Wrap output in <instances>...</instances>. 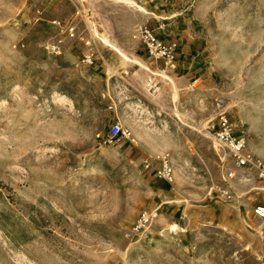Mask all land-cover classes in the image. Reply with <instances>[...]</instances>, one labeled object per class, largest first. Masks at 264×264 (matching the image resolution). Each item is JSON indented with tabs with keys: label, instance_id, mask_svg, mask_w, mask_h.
I'll return each instance as SVG.
<instances>
[{
	"label": "rangeland",
	"instance_id": "1",
	"mask_svg": "<svg viewBox=\"0 0 264 264\" xmlns=\"http://www.w3.org/2000/svg\"><path fill=\"white\" fill-rule=\"evenodd\" d=\"M133 1L147 12L0 0V264H264V190L219 197L234 165L205 131L223 97L264 159V0ZM141 25L178 52L157 102L134 77L156 66ZM116 122L135 142L110 139ZM164 154L173 181L144 166Z\"/></svg>",
	"mask_w": 264,
	"mask_h": 264
},
{
	"label": "built area",
	"instance_id": "2",
	"mask_svg": "<svg viewBox=\"0 0 264 264\" xmlns=\"http://www.w3.org/2000/svg\"><path fill=\"white\" fill-rule=\"evenodd\" d=\"M133 38L144 45L149 58L157 66L155 70H151L150 75L145 80L148 90L153 94H157L163 85V77H167L169 72L176 66L178 57L176 45L162 39L153 28L147 25L136 28ZM85 61L92 64L93 53L86 55ZM205 131L214 137L220 146L227 151L234 165V169H230L223 177L224 187L216 190L218 196L226 198L233 195V193L236 194L232 182L237 179L238 171L241 169L245 172L244 177L241 179L242 182L246 181V176L252 175L254 181L259 183V189L264 190V159L251 152L248 148L246 136L236 131V125L227 110L226 101L223 97L218 98L216 101L214 115L207 120ZM109 137L111 140L123 139L135 142L132 131L120 122H116L111 126ZM155 162L158 163L155 165ZM144 166L146 169L152 170L154 175L161 179L167 181H173L174 179V165L169 155L157 156L155 159H145ZM213 192L211 191V193ZM253 214L258 219L264 220V205H256L253 208ZM157 217L158 211L156 209L144 212L139 218L138 227L151 223Z\"/></svg>",
	"mask_w": 264,
	"mask_h": 264
},
{
	"label": "bare ground",
	"instance_id": "3",
	"mask_svg": "<svg viewBox=\"0 0 264 264\" xmlns=\"http://www.w3.org/2000/svg\"><path fill=\"white\" fill-rule=\"evenodd\" d=\"M126 3H129V4H133L136 8H140L142 11H145V12H147V10L144 8V7H142L141 5H139V4H137L136 2H134L133 0H124ZM110 46H112V47H114V45L113 44H111L110 43ZM115 49L120 53V55H121V57H122V59L124 60V62L125 63H127L129 60H130V57L125 53V52H123L121 49H119V48H117L116 47V45H115ZM133 61V60H132ZM143 66V65H142ZM134 77H136L137 79H141L142 78V74H139L138 72H136L135 74H134ZM169 79V78H168ZM168 82V81H167ZM140 86L146 91V93L148 94V95H150L151 96V98H152V100H155L156 102L159 100V98H160V96H159V94L158 95H154L153 93H151L148 89H146V87H145V83L144 82H142V83H140ZM150 92H148V91ZM199 93V92H198ZM200 94V93H199ZM198 94V95H199ZM133 133L135 134V135H137L138 137H140V138H142V137H144L143 135H141L140 133H138V132H136L135 130H133ZM208 133V132H207ZM209 134V133H208ZM208 134H207V136H208ZM210 135V134H209ZM211 136V135H210ZM160 150V149H159ZM162 151V150H161ZM161 151H159V152H161ZM156 152V151H155ZM162 153V152H161ZM247 177V176H246ZM246 180H248V177H247V179Z\"/></svg>",
	"mask_w": 264,
	"mask_h": 264
},
{
	"label": "crops",
	"instance_id": "4",
	"mask_svg": "<svg viewBox=\"0 0 264 264\" xmlns=\"http://www.w3.org/2000/svg\"><path fill=\"white\" fill-rule=\"evenodd\" d=\"M129 55V54H128ZM129 56H131V55H129ZM132 58H134V59H136V60H138V61H140L136 56H131ZM149 57V56H148ZM150 59V58H149ZM141 62V61H140ZM143 63V62H142ZM144 64V63H143ZM145 65V64H144ZM157 66H155V68H156ZM145 68H142V67H140L138 70H136V71H138V73L139 74H142V78L141 79H137L138 80V84H139V86H140V83H142V82H144L145 83V75H146V73H145ZM148 76V75H147ZM163 84H164V80H163ZM184 83H182V85H183ZM184 86H187L186 84H184ZM141 87V86H140ZM145 87H146V89H148L147 88V86H146V83H145ZM142 88V87H141ZM145 93H146V91L144 90V89H142ZM161 90V89H160ZM148 91V90H147ZM149 92V91H148ZM150 93V92H149ZM200 93V94H199ZM198 94H199V96L200 95H202V91L201 92H199ZM147 94V93H146ZM159 101V100H158ZM134 138V137H133ZM166 154V153H165ZM164 154V155H165ZM150 158H152V159H155V157H150ZM158 163V162H157ZM244 170L243 169H241V170H239L238 171V177H237V179L236 180H234L233 182H234V186H233V189H234V191L235 192H243V190H241V191H239V188H238V183L240 184L242 181H241V179H242V177H244ZM248 178H249V180L248 181H245L243 184H248V185H253L254 184V181H253V177H252V175H250V176H247ZM255 185V184H254ZM257 187V186H256ZM256 187H254V188H256ZM253 189V188H252ZM251 189V190H252ZM238 190V191H237ZM237 194V193H236Z\"/></svg>",
	"mask_w": 264,
	"mask_h": 264
}]
</instances>
